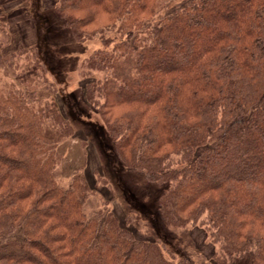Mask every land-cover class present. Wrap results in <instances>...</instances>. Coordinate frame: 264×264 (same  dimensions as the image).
<instances>
[{"label": "trees", "instance_id": "obj_1", "mask_svg": "<svg viewBox=\"0 0 264 264\" xmlns=\"http://www.w3.org/2000/svg\"><path fill=\"white\" fill-rule=\"evenodd\" d=\"M54 1L75 41L98 35L83 91L116 160L159 186L169 231L197 225L214 251L139 239L106 202L87 212L79 171L58 184L74 128L30 75L40 47L5 52L0 23V70L22 75L0 89V264H264V0Z\"/></svg>", "mask_w": 264, "mask_h": 264}, {"label": "rangeland", "instance_id": "obj_2", "mask_svg": "<svg viewBox=\"0 0 264 264\" xmlns=\"http://www.w3.org/2000/svg\"><path fill=\"white\" fill-rule=\"evenodd\" d=\"M54 3V0H0V23L9 33L5 52L19 49L30 51L40 47V58H45V69L29 55V62L35 66V72L30 75L33 78L39 76L38 83L42 85V90L45 88L42 80L45 85L55 87V92L46 94L74 128L73 136L58 146L62 161L54 170L56 181L66 186L71 174L79 171L90 190L85 205L87 212L98 209L106 202L120 225L137 238L162 239L178 250L179 245H187L190 252L209 259L214 246L204 230L197 225H187L175 233L169 231L156 212L159 186L146 181L138 173L126 171L122 163L116 160L101 117L87 104L83 91L93 76L101 78L98 73L91 72L84 76L81 71V61L100 45L98 35L83 42L75 41L61 27L53 11ZM24 56L16 61L18 65L27 59ZM20 71L12 73L7 68L1 69L0 89L6 92L11 84L21 83ZM46 125L51 126L50 123ZM226 264L251 263L249 255H245Z\"/></svg>", "mask_w": 264, "mask_h": 264}]
</instances>
